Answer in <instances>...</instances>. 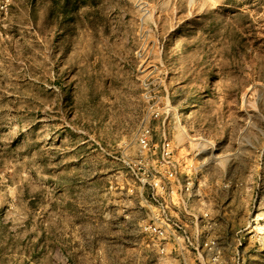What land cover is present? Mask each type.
I'll list each match as a JSON object with an SVG mask.
<instances>
[{
	"label": "rangeland",
	"instance_id": "rangeland-1",
	"mask_svg": "<svg viewBox=\"0 0 264 264\" xmlns=\"http://www.w3.org/2000/svg\"><path fill=\"white\" fill-rule=\"evenodd\" d=\"M203 215L264 264V0H0V264H179L148 228Z\"/></svg>",
	"mask_w": 264,
	"mask_h": 264
},
{
	"label": "built area",
	"instance_id": "built-area-1",
	"mask_svg": "<svg viewBox=\"0 0 264 264\" xmlns=\"http://www.w3.org/2000/svg\"><path fill=\"white\" fill-rule=\"evenodd\" d=\"M187 214L190 215L189 213ZM202 217L203 219L195 217V227L197 231V234L195 236L189 235L187 233V230H185L180 225L178 226L175 223L170 222V220H168L167 222L162 221L161 223V225L167 229L165 232H163L164 229H162L161 227L152 228L150 226L148 230L150 232H153L155 235L162 236L161 240L171 245V248L173 250V258L175 257L179 259V264H187L185 257H181L183 256V251L185 250L192 251L194 253V264H203L200 260V250L207 248L214 252V250L216 249V244L213 241H207L204 234L199 231V229L203 230L206 227L205 225L200 226V224L207 223V217L205 215H203ZM164 252L165 247H162L161 253ZM215 261L216 258L213 257L212 262L214 263Z\"/></svg>",
	"mask_w": 264,
	"mask_h": 264
},
{
	"label": "bare ground",
	"instance_id": "bare-ground-1",
	"mask_svg": "<svg viewBox=\"0 0 264 264\" xmlns=\"http://www.w3.org/2000/svg\"><path fill=\"white\" fill-rule=\"evenodd\" d=\"M205 148V147H204Z\"/></svg>",
	"mask_w": 264,
	"mask_h": 264
}]
</instances>
